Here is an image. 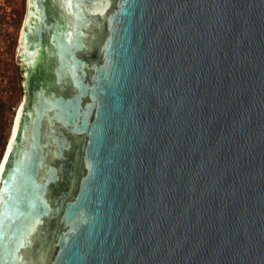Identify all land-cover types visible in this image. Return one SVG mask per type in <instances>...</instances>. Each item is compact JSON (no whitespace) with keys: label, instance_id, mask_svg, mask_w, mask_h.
Here are the masks:
<instances>
[{"label":"water","instance_id":"water-1","mask_svg":"<svg viewBox=\"0 0 264 264\" xmlns=\"http://www.w3.org/2000/svg\"><path fill=\"white\" fill-rule=\"evenodd\" d=\"M0 264H264V0H29Z\"/></svg>","mask_w":264,"mask_h":264},{"label":"rangeland","instance_id":"rangeland-1","mask_svg":"<svg viewBox=\"0 0 264 264\" xmlns=\"http://www.w3.org/2000/svg\"><path fill=\"white\" fill-rule=\"evenodd\" d=\"M26 15V4L0 0V162L15 117L26 101L24 78L17 61Z\"/></svg>","mask_w":264,"mask_h":264},{"label":"bare ground","instance_id":"bare-ground-1","mask_svg":"<svg viewBox=\"0 0 264 264\" xmlns=\"http://www.w3.org/2000/svg\"><path fill=\"white\" fill-rule=\"evenodd\" d=\"M27 15H28V14H27ZM27 15H26V18H25V23H26ZM25 23H24V27H25ZM23 31H24V29H23ZM23 31H22V34H23ZM22 34H21V37H20V44H21ZM20 44H19V45H20ZM19 47H20V46H19ZM23 105H24V104H22V106H23ZM22 106L19 108L18 113H17V115H16V117H15L14 125H13V128H12V132H11V135H10V138H9V141H8V144H7V146H6V149H5V151H4V155H3L2 159H1V162H0V172H1V170H2V167H3V165H4L5 160H6V158H7V155H8V152H9L10 145H11L12 140H13V138H14V136H15V133H16L17 124H18L19 115H20V112H21Z\"/></svg>","mask_w":264,"mask_h":264},{"label":"built area","instance_id":"built-area-1","mask_svg":"<svg viewBox=\"0 0 264 264\" xmlns=\"http://www.w3.org/2000/svg\"><path fill=\"white\" fill-rule=\"evenodd\" d=\"M13 1H18V2H20V3H24V4H26V6H27L29 0H13Z\"/></svg>","mask_w":264,"mask_h":264}]
</instances>
